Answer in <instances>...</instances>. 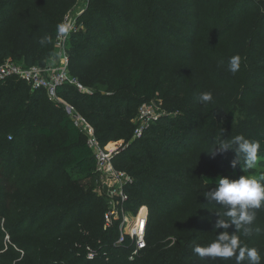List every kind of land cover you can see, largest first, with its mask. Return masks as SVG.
Segmentation results:
<instances>
[{"label": "trees", "instance_id": "16d2710c", "mask_svg": "<svg viewBox=\"0 0 264 264\" xmlns=\"http://www.w3.org/2000/svg\"><path fill=\"white\" fill-rule=\"evenodd\" d=\"M163 1L165 0H155L157 4ZM195 1L198 5L207 3V0ZM113 2L114 0H88V6L77 18L83 29L72 34L69 41L71 75L85 87L95 91L80 93L67 85L57 88V94L92 125L102 145L108 140H125L129 137L126 130L128 124L122 122L120 118L132 110L135 105H137L135 108L137 112L138 106L143 102L154 99L166 100L167 65L164 58L167 54H164L166 50L164 45L167 43L159 24L157 6L150 14L151 22L147 24L148 28L141 41L135 46L130 44L124 46L121 42L114 40L113 32L107 28L104 31L93 32L97 21H102L105 15L109 16L122 31L133 29L130 10L126 7L115 10ZM127 2L131 3L130 0ZM135 9L133 8L132 11ZM59 25L60 23L52 26V38L48 48L41 51L29 48L23 52L22 62L24 64L27 66L41 65L51 55L53 39ZM104 42L111 43L120 50L121 63L118 68H111V52L105 56L96 54L97 52H92V54L87 52L89 49L98 50ZM9 55L11 54L6 53L3 57L7 58ZM248 57L247 50L244 58L248 59ZM256 59L258 66L264 67L263 47L258 58L256 56L251 58V60ZM2 61L0 60V63ZM107 78L112 79L111 85L105 82ZM13 79L15 78H0V90ZM246 81L244 79V83ZM17 82L29 89L22 81L17 80ZM103 87L105 92L102 93L101 88ZM201 89V83L195 82L180 108L166 107L165 114L159 117L155 125L142 133L141 139L152 140L170 155L181 152L180 156L185 157L186 162L180 164L176 173L156 169V163L159 160L153 159L150 151L146 150L145 144L139 142L140 138L129 143L126 148L117 151L112 157V164L117 169H121L118 166L120 160L125 158L129 160L130 166L125 171L132 176L133 183L126 187L128 200L124 206L133 210L141 204L148 207L146 248L138 258L132 262L128 261L126 244L114 245L118 236L116 224L111 229H103L105 203L94 191L96 177L92 152L85 143V136L75 127L63 105L57 103L54 104L62 107L64 116L59 122L62 137L56 139V147L48 145L45 153L37 158L29 170L25 169L14 177L15 167L3 176L4 181L0 180V216L6 219L13 216L16 229H24L32 235H38L44 242L38 248L31 242L15 240L13 243L17 250L8 247V251L16 254L17 257L20 254L19 250L23 251L24 255L39 253L44 256L42 264L50 257L59 258L63 262L71 261V264H81L83 260L85 264L97 262L104 264L106 261V263L117 264L119 261L134 263L146 256H149L148 262L153 260V264H156L154 261H158V264H170L172 256H168V260L159 261L161 252L159 245L163 239L159 230L160 220L178 209L181 197L177 189L171 188L166 174H171L175 180L185 186L184 189H189L188 193L194 191L204 196L205 191L214 190L213 187L199 186L191 181V176L195 173L193 169H197L195 164L189 167V170H192L188 176L183 169L194 162L192 159H195L190 150L193 136L188 132L196 129L199 124L202 112L196 97L201 93ZM126 90L130 94H126ZM37 93L43 94L48 99L41 90L32 91L30 95L35 98ZM219 102H221L219 106H223L230 115L233 113L232 104L226 96L219 97ZM209 107L212 109V118L209 120V126L212 128L215 126L214 113L217 104L212 103ZM230 118L231 116L226 119L227 124L230 123ZM33 129L37 135L47 139H52L54 136L53 130L47 127L36 126ZM9 131V141L14 144L23 134L21 122L17 127L12 126ZM235 135H243L249 140H258L262 146L261 152L264 153V121L253 120L233 130L229 129L226 139ZM216 157L218 161H221L222 167L227 170L225 176L234 179L235 175L230 171L234 167L240 169L242 166L240 162H237L235 166L232 165L236 157L235 152L231 149L217 152ZM52 160H57L55 167H50ZM11 161L12 163L21 162L20 160ZM262 161H264V156H262ZM13 186L18 187L21 193L16 202L15 214L10 211L4 212L1 207V203L9 199V189ZM149 200H152V203L149 204ZM92 205L93 208H90ZM87 209H90L88 214ZM47 218L52 223L48 232H41L42 229L36 232L31 231L34 227L38 228ZM217 219V217L210 219L209 223L202 226L196 225L197 228L188 234L184 255L188 257L191 264H195V261L199 259L192 251L193 244L206 245L215 238L216 233L213 229ZM11 231L10 234L13 235L14 232ZM52 235L54 239L50 240ZM90 244H95L94 248H91L93 246L90 247ZM75 247L78 250H75ZM88 247L95 252L92 259L86 256ZM167 254L168 251H165L164 255ZM108 256H110L109 259ZM3 258L5 257L0 255V261ZM12 261L11 258L2 260L3 264H11Z\"/></svg>", "mask_w": 264, "mask_h": 264}, {"label": "rangeland", "instance_id": "374dc122", "mask_svg": "<svg viewBox=\"0 0 264 264\" xmlns=\"http://www.w3.org/2000/svg\"><path fill=\"white\" fill-rule=\"evenodd\" d=\"M127 1L129 0H114L113 6L115 10L125 7L130 10L133 29L122 31L109 16L105 15L102 21H97L93 32L104 31L107 28L113 32L112 37L115 41L121 42L124 46L126 44L135 46L141 41L148 28L147 24L151 22L150 14L157 6L159 24L167 43L164 45L166 48L164 54H167L164 58L167 65L166 100H160L163 112L166 107L180 108L195 82L201 83V92H211L212 103L217 104L214 113L215 126L212 128L209 126V120L212 118L210 104H200L202 114L199 124L196 129L188 132L193 136L190 150L195 159H192L194 162L189 166L183 168L188 176L192 170H189V167L195 164L197 169H193L195 173L191 176V181L199 186L206 185L215 189L216 182L220 177L225 176L227 171L222 167L221 161L217 160L216 155L212 156L207 152L214 146L215 138L223 132V137L226 139L228 130H233L241 124L253 120L264 121V67L258 66L257 59L251 60L253 56L258 58L262 47L264 48V0H207L206 4L199 3V5L195 0H165L159 4L155 0H130L131 3ZM87 6L88 0H0V60L9 58L20 62L23 52L29 48H36L39 51L48 48L52 38V26L60 23L67 14L78 16ZM133 8H136L135 11H132ZM247 50L249 57L245 59L244 53ZM119 51L111 43L104 42L98 50L89 49L87 52L91 54L97 52L96 54L101 56L111 52V68H118L121 63ZM6 53L11 55L4 58L3 54ZM237 54L241 57V69L232 74L227 70V65L229 59ZM244 79L247 80L246 83ZM105 82L111 85L112 79L107 78ZM127 90L125 93L130 94ZM31 92L15 79L0 90L1 181H4L3 176L15 167L14 177L25 169L29 170L37 158L45 153L48 145L56 147V139L62 137L59 126L60 119L64 116L62 107L55 105L41 93H37L33 98ZM101 92H105L104 87L101 88ZM221 96H226L232 104L231 115L223 106H219ZM136 106L120 118L122 122L128 124L126 130L129 137L125 140H108L103 145L109 151H119L140 138L139 142L145 144L146 150L150 151L153 159L159 160L156 169L176 173L180 164L186 162L185 157L180 156L181 152L170 155L152 140L141 139L142 134L135 135V130L140 127L136 120ZM230 116V123L227 124L226 119ZM19 122L23 126V134L13 144L9 141V129L12 126L17 127ZM153 125L155 123L144 124V130L150 129ZM36 126L53 130L52 139L37 135L33 129ZM11 160L21 162L12 163ZM128 162V158L120 160L119 168L127 169L130 166ZM55 165L57 160H52L50 167ZM230 172L235 175L234 179L246 174L259 176L264 174V163L249 170L248 173L243 171L242 166L240 169L234 167ZM170 175L166 174V178L171 188L178 190L181 202L173 214L166 215L160 220L159 230L163 239L159 245L161 251L159 261L168 260V256H172L170 264H191L184 255L188 234L197 228L196 225L202 226L209 223L210 219L219 217L214 210L209 211L212 205H209L205 196L198 195L194 191L188 193L189 189H184L185 186ZM9 191V199L4 200L1 207L4 212L10 211L15 214L16 202L21 195L20 189L13 186ZM150 203L152 200H149ZM90 208H93V205ZM88 210L90 209H87V214ZM49 220L47 218L38 228L34 227L31 231L42 229L41 232H48L52 227ZM15 224L13 216L7 219L0 216V255L5 257L3 259L11 258L13 260L11 264H42L44 256L39 253L24 255V252L19 250L20 254L17 257L16 254L8 251V247L17 250L13 243L15 240L31 242L38 248L44 242L38 235H32L24 229H16ZM251 227L253 232L250 236L245 237L241 234L242 244L257 248L264 264V207L256 210V219ZM256 228L260 231H255ZM9 229L13 230V235L10 234L12 231ZM216 231L218 234L222 229ZM229 231H235L234 226H231ZM53 239L54 235L50 237V240ZM94 245L90 244V247L94 248ZM74 249L78 250L76 247ZM165 251L171 255H164ZM148 259L149 256H146L134 263L119 261L117 264H153V260L148 262ZM2 260L0 264H3ZM70 262L50 257L43 264H71ZM106 262L104 264H113ZM154 262L158 264V261ZM81 264H85V261H81ZM195 264H235V262L199 258Z\"/></svg>", "mask_w": 264, "mask_h": 264}, {"label": "built area", "instance_id": "2783aa9c", "mask_svg": "<svg viewBox=\"0 0 264 264\" xmlns=\"http://www.w3.org/2000/svg\"><path fill=\"white\" fill-rule=\"evenodd\" d=\"M79 16V15H78ZM78 16L71 13L63 17L59 26L65 31H56L53 39V51L41 65L27 66L22 61L15 62L5 59L0 63V78H15L22 81L31 91H43L53 103L61 104L75 127L85 136V143L94 158L96 195L103 199L105 211L103 213V229H111L117 225L118 236L115 246L126 244L127 259L134 261L146 248V227L148 207L139 205L136 209L124 206L128 200L126 187L133 183L132 176L125 170L117 169L112 164V157L117 151H109L102 145L92 125L72 106L68 105L58 94L57 88L63 85L71 86L80 93H91L69 69V41L72 34L83 29L77 20ZM165 114L158 99L141 103L137 108L136 120L140 127L135 135L140 136L144 131V124L156 123ZM94 250L87 248V258L94 257Z\"/></svg>", "mask_w": 264, "mask_h": 264}, {"label": "clouds", "instance_id": "9594fccd", "mask_svg": "<svg viewBox=\"0 0 264 264\" xmlns=\"http://www.w3.org/2000/svg\"><path fill=\"white\" fill-rule=\"evenodd\" d=\"M64 32L63 26H58ZM241 69V57L233 55L227 65V70L235 74ZM201 105L213 102V94L209 91L201 92L197 97ZM261 143L258 140H249L243 135H235L225 139L223 132L215 138L214 146L207 151L212 156L217 152L233 150L236 154L232 165L240 162L243 171L257 168L264 163L261 152ZM203 195L209 201V211H215L218 219L214 224L216 236L206 245L193 244L192 251L202 260L209 258L212 261L234 260L235 264H262V255L255 247L242 244L241 234L245 237L253 232L251 225L256 219V210L264 207V174L259 176L241 175L237 179L226 176L220 177L212 191H205ZM234 226L235 231L229 229ZM217 234L216 230H220ZM259 232L260 229L256 228Z\"/></svg>", "mask_w": 264, "mask_h": 264}]
</instances>
